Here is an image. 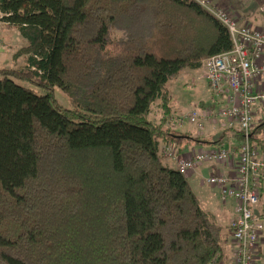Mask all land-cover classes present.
I'll list each match as a JSON object with an SVG mask.
<instances>
[{
  "label": "trees",
  "instance_id": "1",
  "mask_svg": "<svg viewBox=\"0 0 264 264\" xmlns=\"http://www.w3.org/2000/svg\"><path fill=\"white\" fill-rule=\"evenodd\" d=\"M0 21L28 61L0 69V264L220 263L221 227L159 146L181 142L167 82L230 51L227 29L192 0H0Z\"/></svg>",
  "mask_w": 264,
  "mask_h": 264
},
{
  "label": "built area",
  "instance_id": "2",
  "mask_svg": "<svg viewBox=\"0 0 264 264\" xmlns=\"http://www.w3.org/2000/svg\"><path fill=\"white\" fill-rule=\"evenodd\" d=\"M192 1L227 29L232 48L207 57L198 69L199 79L206 81L210 92L220 99V106L211 113L202 114L192 109L179 114L173 125L180 128L188 123L201 132L208 121L223 120L227 128L242 133L232 173H209L205 181L219 189L222 202L229 199L235 202V214L230 222L233 253L231 260L225 264H256L257 247L264 233V212L261 215L255 212L264 184V157L250 135L255 114L259 113L264 118V91L260 88L264 82V6L259 7L262 16L260 27H253L247 22L239 23L229 10L213 0ZM160 153L168 161H174L175 170L184 177L203 164L230 162L233 155L232 151L219 147L181 156L171 145L162 146Z\"/></svg>",
  "mask_w": 264,
  "mask_h": 264
},
{
  "label": "crops",
  "instance_id": "3",
  "mask_svg": "<svg viewBox=\"0 0 264 264\" xmlns=\"http://www.w3.org/2000/svg\"><path fill=\"white\" fill-rule=\"evenodd\" d=\"M251 1L252 0H214V2L219 6L225 7L226 9H230V13L237 18L239 23L247 22L253 27H260L261 20L257 15V8H251ZM204 83L206 84V81H204ZM261 84L262 85L260 86V84L258 83V86H260V88L264 91V82H262ZM206 86L207 89H209L207 84ZM208 100L206 101V103L202 104L203 107L199 110V112H201L202 114H204L205 112L208 113L209 108L212 109L213 105H217V107L220 106V99L213 98L212 96V98H208ZM171 102L172 101H170L172 113H174L175 116L182 114L183 112L181 111L183 109L178 105V103L176 101L174 102L175 104ZM256 118L257 120L254 123V126H257L258 124L264 122V118H262L259 113L255 114V119ZM167 120L168 118L166 119V121ZM211 122H214V119L208 121L205 126L207 124H209L210 126H208L206 130H204V126V129L201 132H197V136H194V134L192 133L195 127L188 123L180 127L186 128L185 130L182 129L183 132L180 133V131L178 132L175 130L173 132H175L176 135L181 137L182 143L178 146V154L181 156H186L190 152H194L196 150L207 149L202 148L200 145L201 143L212 144V148L209 149L223 147L228 149L229 151H232L233 153L232 157L230 158V162L223 164H203L197 167L193 172L185 176L192 192L195 194L199 202L200 207L211 217V219H213L214 222L217 223V225L221 227L223 248L222 258L220 262L224 263V261L231 260L233 253L230 222L234 218L235 202L233 199H229L226 202H222L219 197V189L217 187L208 185L205 181V178L209 175V173L213 172L232 173V163L236 162V151L242 142V138H238L235 134L236 131H238L237 129L227 128L224 125L223 120L215 121L217 123V126L219 125V127L217 128L211 125ZM251 140L257 146L260 155L264 157V126L261 130L259 128L255 136L251 137ZM161 144L162 146H164L163 143ZM163 161H165V165L175 169L174 161ZM171 163L174 164L173 167L170 166ZM203 170H205L204 174L202 172ZM204 184L207 185V189L203 187ZM260 195V202L255 210L258 215H261L260 213L264 212V184H262L261 186ZM256 264H264V233L257 247Z\"/></svg>",
  "mask_w": 264,
  "mask_h": 264
},
{
  "label": "rangeland",
  "instance_id": "4",
  "mask_svg": "<svg viewBox=\"0 0 264 264\" xmlns=\"http://www.w3.org/2000/svg\"><path fill=\"white\" fill-rule=\"evenodd\" d=\"M214 2V0H213ZM218 5V4H217ZM219 6V5H218ZM252 9L257 8V15L262 19L261 14L259 13V7L264 6V0H252L250 4ZM221 7V6H220ZM225 8V7H224ZM228 9V8H227ZM230 10V9H228ZM121 34V32L118 30L113 31V42L111 46L109 47V51H113L115 49V43H116V38ZM27 41L26 39L19 33L16 27L6 24L5 22L3 23L0 21V69L1 68H12L16 70H25L28 66V61H27V56L21 55L18 58H12L13 53L19 49L20 47L26 46ZM204 61V60H203ZM202 61V63H203ZM201 63V66H202ZM200 66V67H201ZM200 72L198 69L195 70H184L181 73H179L174 79L170 80L167 82V88L169 91V94L171 96V103H174L175 101L178 103V105L183 109L181 112L185 113L189 110L192 109H197L200 110V108L203 107L202 104L206 103L208 98H216L209 89H207L206 84L204 83L203 79H199ZM25 85H29V82L27 83L22 82ZM209 90V91H208ZM35 91L39 94H43L44 90L40 88H35ZM55 97L57 100L60 102V104L65 107V108H73L72 102L68 99L66 94L62 92L60 89L55 88ZM209 102V100H208ZM158 104V103H157ZM175 104V103H174ZM217 108V105H213V108H209L208 112H212ZM162 109L160 105H153L151 112L149 116L147 117L149 120L158 123L160 122V119L162 118ZM174 113L172 111L170 112V117H168V120L163 123L164 129L171 130L172 132L175 131H182L185 130L186 128H179L175 125H173L174 119H175ZM257 118L254 119V123L256 122ZM211 125L215 126L216 128L219 127L217 126L216 122H211ZM210 126L207 124L205 126L206 130ZM178 128V129H177ZM226 130V129H224ZM188 132V131H187ZM197 130L195 131V128L193 130L194 136H197ZM175 133V132H173ZM198 139V138H196ZM182 142L176 144L175 142L171 143H163L164 146L166 145H171L174 149L178 150V146L181 145ZM162 146V144H160ZM202 148H212V144H207V143H201L200 144ZM159 146V154L160 153V147ZM180 149V148H179ZM207 149H202V150H207ZM162 161L167 160L165 159L162 155ZM168 161V160H167ZM165 164V161H163ZM173 163H171L170 166L173 167ZM203 174L205 173V170L202 171ZM205 189H207V185L204 184L203 186ZM233 244V243H232ZM233 249V248H232ZM230 261V260H228ZM228 261H224V264Z\"/></svg>",
  "mask_w": 264,
  "mask_h": 264
}]
</instances>
